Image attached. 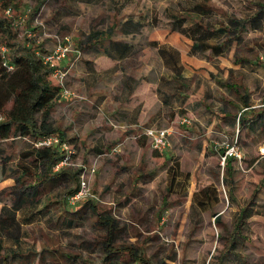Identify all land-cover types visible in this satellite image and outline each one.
Instances as JSON below:
<instances>
[{"label":"rangeland","instance_id":"obj_1","mask_svg":"<svg viewBox=\"0 0 264 264\" xmlns=\"http://www.w3.org/2000/svg\"><path fill=\"white\" fill-rule=\"evenodd\" d=\"M17 1L16 37L26 35L42 44L46 53L58 41H69L81 54L76 58L70 52L61 63L67 71L62 86L50 76L52 83L67 90L62 89L52 112L54 126L67 143L63 149L67 158L52 168L64 169L65 174L40 186L39 196L48 194L61 203L48 209L33 200L14 211L18 230L15 223L5 225L0 246L3 251L15 248L16 234L20 251L41 256L34 262L8 258V263H99L102 254L94 239L102 229L90 212L93 202L110 209L118 220L119 241L138 245L151 261L165 259L166 264L213 262L229 242L240 208L249 205L251 215L242 235L222 264H264V158L258 154L264 139V0H208L215 12L192 11L193 18L208 24L217 25L227 17L246 20L241 40L225 43L220 55L190 51L191 17L181 26L187 34L170 30V15H181L203 0ZM118 22L131 29L129 33L116 27L99 40L89 39L91 30L106 31ZM107 39L124 41L132 51L124 58L109 57L107 51L113 56L118 52ZM209 40L222 42L223 37ZM172 57L178 60L187 88L173 80ZM251 110L262 113L259 122ZM240 114L245 123L256 121L261 131L258 143L254 131L249 134L238 124ZM147 128H165L167 144L154 147L145 135ZM234 141L243 159L234 162L226 183L221 153ZM30 145L22 137L0 142L4 217L27 187L28 182L17 181L16 167L20 153ZM175 163L189 173L181 195L165 193ZM76 182L81 194L72 199L68 191ZM206 185L219 196L212 209L193 201L195 192ZM30 210L37 213L25 222Z\"/></svg>","mask_w":264,"mask_h":264},{"label":"trees","instance_id":"obj_2","mask_svg":"<svg viewBox=\"0 0 264 264\" xmlns=\"http://www.w3.org/2000/svg\"><path fill=\"white\" fill-rule=\"evenodd\" d=\"M18 5L17 0H0V142L16 137L26 138L30 141V147L20 153L22 160L16 167L20 171L17 181L22 182L23 180V183H28L27 187L18 195L15 200L16 203L12 205L13 211L7 217L3 216L4 207L0 208V230H4L5 225L8 223L17 224L16 230H18L14 211L25 202L35 200V204H43L48 209L61 203L54 196L48 194L39 196L41 193L40 186L48 185L56 178L65 174L64 169H59L56 172L52 171V168L64 159L65 153L63 150L57 146H34V142L37 139L49 135H56L61 141H65L62 131L54 126L52 119L53 108L59 99L62 88L50 80L51 68L43 62L39 55L46 53L42 48V44L30 41L26 35L20 38L15 36L13 20L17 17L14 10ZM192 11L205 14L215 12V10L208 0H203L195 3L192 9H184L181 15H170L172 18L170 30L181 31L185 34L187 33L181 26L189 17L192 18L193 24L190 31H188V35L193 40L190 45L192 53L207 51L213 55H220L225 43L233 39L241 40V33L246 28V20L227 17L226 21L220 22L217 25L208 24L203 22L199 17L194 16L193 18L191 15ZM116 27L124 34L129 33V30H131L125 24L118 22L106 31L91 30L88 33V37L90 40L94 38L99 40L106 34L110 35ZM213 37H223V41L211 42L209 39ZM107 40L113 49L118 52L117 55L113 56L107 51L106 54L109 57L124 58L132 51L131 45L124 41ZM159 53L161 55L165 54L164 49L160 48ZM171 62L174 66L176 65L173 80L179 84V88H187V79L185 75L179 73L177 58L172 57ZM8 66H11V68L9 69ZM129 90L130 93L132 90L130 88ZM245 97H242V101L245 106H248ZM250 113L255 115L254 117L257 118V122L260 121L262 113L255 110H251ZM244 119V116L240 114L238 124L242 123V126H245L248 132L254 131L258 127L255 120L250 119L248 123H245ZM255 141L258 142V140ZM6 162V157H3L4 172H6ZM234 162L235 160L231 157H226L224 161L222 179L226 183L234 173ZM167 176L165 193L170 194L175 192L177 195L183 194L182 192L185 191L189 173L180 171L178 163H175ZM73 185L74 187L68 191L69 196L74 195L78 191L79 183L76 182ZM193 201L204 209H212L214 205L219 203V196L216 190L214 191L211 186L206 185L195 192ZM89 208L91 214L96 219L97 225L102 229V233L94 239L100 245L102 257L99 263L86 261L87 264H166L165 259L157 262L151 261L143 248L138 245L119 241L117 237L122 231V227L112 215L110 209H100L93 202L90 203ZM36 213V211L30 210L29 214L24 217L25 222H29ZM250 215L249 205L240 208L235 218L234 229L230 234L229 242L215 256V260L207 264H222L223 260L232 251L237 239L241 237L243 226ZM213 216L215 222H218L219 213L215 212ZM12 236L15 238V248H8V251H3V248L0 246V264H9L8 258H18L21 261L31 260L29 262H34L35 257L40 254L31 250L20 251L17 246L18 240L16 234ZM60 255L64 256L63 253ZM67 257L69 258L70 256H66L65 254V258Z\"/></svg>","mask_w":264,"mask_h":264},{"label":"built area","instance_id":"obj_3","mask_svg":"<svg viewBox=\"0 0 264 264\" xmlns=\"http://www.w3.org/2000/svg\"><path fill=\"white\" fill-rule=\"evenodd\" d=\"M70 52H75L76 58H78L81 54V52L78 49H72L71 43L69 41L67 43L58 41V43L56 44V46L52 51L44 54H39L43 62L46 63L51 68L50 76L55 78L61 86L63 85V81L67 75V71L63 69L64 65H61V63L65 62V60L67 59V55ZM8 68L10 69L11 66H8ZM63 92H67V90L63 89ZM167 134L168 133L165 128H147L145 130V135L151 138L152 145L157 148L164 147L167 144ZM34 146L36 147L57 146L61 150L67 149V143L65 141H61L60 138L56 135H49L46 137L39 138L34 142ZM258 154L261 158H264V139L258 145ZM226 157H231L238 163L242 161L243 151L240 149L239 145H237L235 141L225 145L223 154H221L222 166L224 164ZM65 158H67V155ZM80 194H81V190L77 191L74 195L71 196V198L77 199L80 196Z\"/></svg>","mask_w":264,"mask_h":264},{"label":"crops","instance_id":"obj_4","mask_svg":"<svg viewBox=\"0 0 264 264\" xmlns=\"http://www.w3.org/2000/svg\"><path fill=\"white\" fill-rule=\"evenodd\" d=\"M245 130H246V132H248L247 129H245ZM259 132H261L260 129H257V128L254 129V135H255V139H254V141H255V140H259V138H260V137H259V136H260ZM252 133H253V131H250V132H249V134H252ZM252 136H253V135H252ZM257 143H258V142H257ZM259 157H260V156H259Z\"/></svg>","mask_w":264,"mask_h":264}]
</instances>
